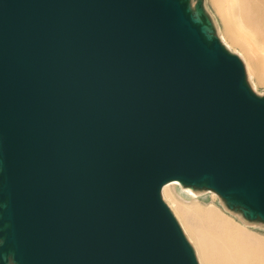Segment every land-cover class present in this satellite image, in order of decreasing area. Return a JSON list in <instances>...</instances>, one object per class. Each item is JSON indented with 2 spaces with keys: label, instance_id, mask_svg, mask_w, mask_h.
<instances>
[{
  "label": "water",
  "instance_id": "obj_1",
  "mask_svg": "<svg viewBox=\"0 0 264 264\" xmlns=\"http://www.w3.org/2000/svg\"><path fill=\"white\" fill-rule=\"evenodd\" d=\"M203 5L0 0V264H199L172 181L264 223V95Z\"/></svg>",
  "mask_w": 264,
  "mask_h": 264
},
{
  "label": "bare ground",
  "instance_id": "obj_2",
  "mask_svg": "<svg viewBox=\"0 0 264 264\" xmlns=\"http://www.w3.org/2000/svg\"><path fill=\"white\" fill-rule=\"evenodd\" d=\"M196 1L197 0H191V8L194 15L197 18L202 19L196 6ZM214 2L221 13L223 20L226 22L227 29H229L230 26L235 33V26L242 29L248 27L260 34V41L264 44V0H214ZM202 8L207 13L205 4ZM227 22L231 23L229 24ZM232 22H236L237 24ZM205 23L209 33H217V28L212 18L205 20ZM233 40L234 43L235 41H240L237 35L233 37ZM234 43L227 42V45L229 47H235ZM238 44L240 45V48L239 50H236L245 61L249 77L260 84H264V70L258 59L257 49L254 46L255 43L252 41H241ZM177 183L180 185V182L178 181L169 182L163 186V190L165 191L170 185H177ZM185 190H189L192 193L193 200H191L189 204L182 206L183 213L180 212L178 207L175 211H173L171 206L170 208L175 216L178 215L183 219V223L191 233L192 238L195 240L201 259L205 264H264L263 238L253 236L245 232V230H242L233 218L229 215L224 216V214L218 210L216 205L205 207L198 203L196 200V192L202 194L203 192H200V190L191 187L185 188ZM213 193L219 197L216 192ZM186 196L188 197L190 195ZM220 200L223 205L227 207L221 198ZM235 213L239 214L245 221L249 222V220L244 217L241 210L237 209L235 210ZM184 214L192 215L200 221L202 226L199 225L200 227H192L188 225L184 219Z\"/></svg>",
  "mask_w": 264,
  "mask_h": 264
},
{
  "label": "rangeland",
  "instance_id": "obj_3",
  "mask_svg": "<svg viewBox=\"0 0 264 264\" xmlns=\"http://www.w3.org/2000/svg\"><path fill=\"white\" fill-rule=\"evenodd\" d=\"M203 1L205 4V7L207 9V13L209 14V16L213 19V21L215 23V26L217 28V35H218L219 39L221 40V42L223 43V45L229 47L227 45V42L234 43L233 37L235 35H237V37L239 38L240 41H238V42L235 41V43H234L235 47L231 46L232 48L231 47H229V48L234 54L239 56V58L241 59V61L243 62L244 66H245L244 59L242 58L240 53L236 50V49L239 50V48H240V45L238 43H240L241 41L242 42L243 41L254 42L255 43L254 46L257 49L258 59H259L260 63L262 64L263 70H264V44L261 43V41H260V38H259L260 34L257 31L249 29L248 27L246 29H242V28H239L238 26H235L234 27L236 30L235 33H234V30L230 26H229V29H227L226 28V22L223 20L221 13L219 12L214 0H203ZM227 23L230 24L231 22H227ZM232 23H236V22H232ZM248 25L251 26L250 24H248ZM245 70H246L247 81H248L250 87L253 89V91L256 92L257 94L264 95V84H260L257 81L251 79L247 73L246 66H245ZM183 187H185V186H183L182 184L179 185L177 183V185H170L165 191L162 190V197H163L164 201L169 206L172 207L173 211H175L176 208L178 207V209L180 210L181 213H183V207L182 206L189 204L191 202V200H193L192 199L193 198L192 193L189 190H185L186 187L185 188H183ZM199 190H201L200 192H203V193L198 194V192H196V194H197L196 200L198 201V203H200L202 206H205V207L211 206V205H216L218 210L222 214H224V216L229 215L231 218H233V220L239 224V226L242 230H245V232H247L253 236L264 239V223H259L257 221H249V222L245 221L239 214L235 213L234 210L228 208V206L225 207L219 198L220 196L218 197L215 193H213L214 191L206 190V189L205 190L199 189ZM179 192H181L182 194ZM183 194H185V195H183ZM186 195H190V196L187 197ZM186 215H188V216H186ZM186 215L184 214V219L186 220L188 225H190L192 227H197V226L201 225V223L198 219L194 218L192 215H189V214H186ZM176 219L178 220V222H179L186 238L188 239L189 243L193 247V249L195 251L196 258L198 260V263L199 264H205L203 262V260L201 259L199 249H198V246H197L195 240L192 238L191 233L189 232V230L187 229V227L183 223V219L181 217H179L178 215L176 216Z\"/></svg>",
  "mask_w": 264,
  "mask_h": 264
}]
</instances>
